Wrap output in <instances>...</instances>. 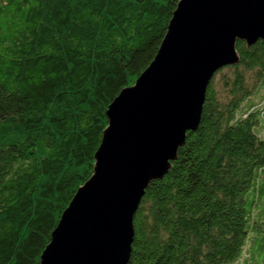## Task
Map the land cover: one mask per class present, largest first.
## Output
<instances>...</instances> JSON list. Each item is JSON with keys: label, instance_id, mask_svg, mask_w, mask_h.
Instances as JSON below:
<instances>
[{"label": "trees", "instance_id": "trees-1", "mask_svg": "<svg viewBox=\"0 0 264 264\" xmlns=\"http://www.w3.org/2000/svg\"><path fill=\"white\" fill-rule=\"evenodd\" d=\"M177 1L0 0V264H38ZM234 50L144 190L127 264H264V42Z\"/></svg>", "mask_w": 264, "mask_h": 264}, {"label": "water", "instance_id": "water-1", "mask_svg": "<svg viewBox=\"0 0 264 264\" xmlns=\"http://www.w3.org/2000/svg\"><path fill=\"white\" fill-rule=\"evenodd\" d=\"M264 42V0H178L155 55L105 110L90 177L61 212L38 264H127L149 182L196 129L213 74L236 41Z\"/></svg>", "mask_w": 264, "mask_h": 264}, {"label": "rangeland", "instance_id": "rangeland-1", "mask_svg": "<svg viewBox=\"0 0 264 264\" xmlns=\"http://www.w3.org/2000/svg\"><path fill=\"white\" fill-rule=\"evenodd\" d=\"M262 93V92H261ZM259 95H261V94H259ZM255 98H258V97H256L255 96ZM254 98H249V99H246V100H244V102L241 104V107H240V109H238V112L240 111V110H242V108H248L250 105H254V104H256V102H258V100H253ZM253 100V101H252ZM263 104H264V101H263ZM262 104V105H263ZM260 106V108L262 107L263 108V106ZM255 243H257V241L255 242Z\"/></svg>", "mask_w": 264, "mask_h": 264}]
</instances>
